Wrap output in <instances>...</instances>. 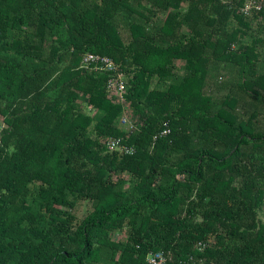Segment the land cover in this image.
<instances>
[{"label":"trees","instance_id":"16d2710c","mask_svg":"<svg viewBox=\"0 0 264 264\" xmlns=\"http://www.w3.org/2000/svg\"><path fill=\"white\" fill-rule=\"evenodd\" d=\"M244 2L0 0V264H264V2ZM123 111L132 155L99 140Z\"/></svg>","mask_w":264,"mask_h":264},{"label":"built area","instance_id":"2783aa9c","mask_svg":"<svg viewBox=\"0 0 264 264\" xmlns=\"http://www.w3.org/2000/svg\"><path fill=\"white\" fill-rule=\"evenodd\" d=\"M263 2L264 0H245L244 4L239 7V12L244 16H248L252 10H260ZM80 67L84 70L94 69L111 71V77L107 81L106 89L118 102L125 105L122 96L125 87L124 76L108 57L85 53L81 56ZM117 124L119 129L126 133V136L121 138L101 137L99 139L100 144L107 152H115L121 155H132L135 152V149L127 144L125 140L128 135L135 131L134 121L127 112L123 111L117 119ZM3 128H5V124L0 119V138ZM169 134L170 129L168 124L167 122H163L159 136H168ZM153 139L155 140L156 136ZM146 262L147 264H165L166 257L161 251H158L150 253L146 257Z\"/></svg>","mask_w":264,"mask_h":264},{"label":"rangeland","instance_id":"374dc122","mask_svg":"<svg viewBox=\"0 0 264 264\" xmlns=\"http://www.w3.org/2000/svg\"><path fill=\"white\" fill-rule=\"evenodd\" d=\"M262 36L264 37V33H262ZM262 61H264V58H261ZM177 69H179L182 66V62H176L174 65ZM232 69L231 66H227V67H222L221 66L218 68L217 70V74H218V79L219 76L221 83H219L220 85L223 84V86H226V83L230 82L232 79H237L231 76L230 74V70ZM218 85V83H217ZM219 88V87H218ZM228 90V87H226V89L223 88V90L221 88L217 89V93H226ZM84 112L89 113L91 115L92 112L89 111V109L84 106L83 108ZM90 211V203L88 201H82L79 202L74 210H73V214L77 217V218H82L84 217L88 212ZM258 218L264 222V206L261 208V210L258 212ZM127 236V230L124 231H117L112 235L113 241L114 242H118L119 244L123 243L126 239Z\"/></svg>","mask_w":264,"mask_h":264}]
</instances>
